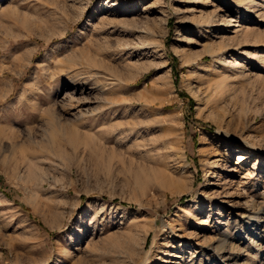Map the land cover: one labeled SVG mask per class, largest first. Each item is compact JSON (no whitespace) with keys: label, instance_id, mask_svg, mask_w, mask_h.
Instances as JSON below:
<instances>
[{"label":"rangeland","instance_id":"374dc122","mask_svg":"<svg viewBox=\"0 0 264 264\" xmlns=\"http://www.w3.org/2000/svg\"><path fill=\"white\" fill-rule=\"evenodd\" d=\"M0 264H264V0H0Z\"/></svg>","mask_w":264,"mask_h":264},{"label":"trees","instance_id":"16d2710c","mask_svg":"<svg viewBox=\"0 0 264 264\" xmlns=\"http://www.w3.org/2000/svg\"><path fill=\"white\" fill-rule=\"evenodd\" d=\"M184 96H185V98H188L189 100H192L187 94H184ZM201 123V122H200ZM201 124H203V123H201ZM186 197L185 196H182L181 198H180V200H184Z\"/></svg>","mask_w":264,"mask_h":264},{"label":"bare ground","instance_id":"6f19581e","mask_svg":"<svg viewBox=\"0 0 264 264\" xmlns=\"http://www.w3.org/2000/svg\"><path fill=\"white\" fill-rule=\"evenodd\" d=\"M109 4H110V3H109ZM116 4H117V2L114 1L112 5L115 6ZM118 4H119V2H118ZM108 7H109V6H108ZM111 8H112V7H111ZM179 39H180V38H179ZM28 51H29V50H28ZM28 56H29V55H28ZM209 133H210V132H209ZM22 154H23V153H22ZM32 165H33V163H32ZM32 165H31V166H32ZM189 218H190V217H189Z\"/></svg>","mask_w":264,"mask_h":264}]
</instances>
